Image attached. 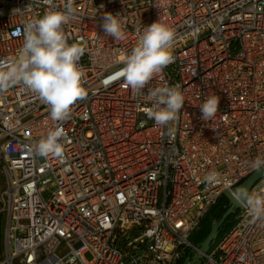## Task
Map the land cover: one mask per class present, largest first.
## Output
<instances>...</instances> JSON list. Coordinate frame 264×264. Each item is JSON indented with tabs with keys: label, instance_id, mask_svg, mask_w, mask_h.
<instances>
[{
	"label": "built area",
	"instance_id": "1",
	"mask_svg": "<svg viewBox=\"0 0 264 264\" xmlns=\"http://www.w3.org/2000/svg\"><path fill=\"white\" fill-rule=\"evenodd\" d=\"M65 3L0 0V60L16 58L27 21ZM73 6L77 18L63 30L69 44L85 48L87 95L59 122L62 156L34 151L57 126L42 98L22 84L0 93V264H181L198 252L190 237L208 210L264 157V0ZM106 12L120 15L123 39L105 36ZM157 20L175 33L174 60L150 86H179L185 96L167 127L149 118L152 102L117 75ZM209 94L220 98L218 113L204 121L199 105ZM248 194L264 196V179ZM200 264H264V220H254L245 202Z\"/></svg>",
	"mask_w": 264,
	"mask_h": 264
},
{
	"label": "clouds",
	"instance_id": "2",
	"mask_svg": "<svg viewBox=\"0 0 264 264\" xmlns=\"http://www.w3.org/2000/svg\"><path fill=\"white\" fill-rule=\"evenodd\" d=\"M73 0H66L63 11L50 9L42 16L25 23L22 46L14 60H0V93L16 85L37 94L48 105L50 117L57 122L54 130L38 141L34 151L40 155L62 156L61 139L65 135L59 122L70 118L72 106L87 95L83 87L84 71L80 65L85 48L77 43L69 44L63 26L75 20ZM101 25L105 36L124 38V27L120 15L106 12ZM175 33L158 20L145 26L137 45L126 54L123 67L117 75L137 95L151 101L148 112L159 126L167 127L175 121L185 103L179 86L162 85L152 87L151 81L174 60L172 48ZM219 96L209 94L199 105L204 121L212 120L218 113ZM255 170H264V157H256L249 165ZM216 173H209L208 183H214ZM247 212L254 220H264V196L242 193Z\"/></svg>",
	"mask_w": 264,
	"mask_h": 264
},
{
	"label": "water",
	"instance_id": "3",
	"mask_svg": "<svg viewBox=\"0 0 264 264\" xmlns=\"http://www.w3.org/2000/svg\"><path fill=\"white\" fill-rule=\"evenodd\" d=\"M262 179H264V170H256L239 185L232 188L230 191L223 192V196L227 199L229 205L227 210L222 214L219 220L213 221L208 235L198 244V252L194 253L191 258H186L182 264H200L202 255L208 251L214 240L218 237L225 220L230 215L234 214L236 210L242 209L243 204L246 202L242 197V193L245 191L249 193L251 188Z\"/></svg>",
	"mask_w": 264,
	"mask_h": 264
},
{
	"label": "trees",
	"instance_id": "4",
	"mask_svg": "<svg viewBox=\"0 0 264 264\" xmlns=\"http://www.w3.org/2000/svg\"><path fill=\"white\" fill-rule=\"evenodd\" d=\"M228 201L227 199L222 195L219 200L217 201V203L212 206L208 212L206 213V215L204 216L203 220L201 221L200 225H204L207 226L206 229L202 230V232L198 235L197 237V242L200 244L208 235L209 230H210V226L212 225L213 221L219 220L220 217L222 216V214L227 210L228 208ZM237 213V212H236ZM236 213L235 216H236ZM234 218H232L231 216H229L224 224L222 225V228L219 232V235L222 234V232H224L226 229H228L231 225V223L233 222ZM199 225V226H200ZM218 235V236H219ZM182 264V263H181Z\"/></svg>",
	"mask_w": 264,
	"mask_h": 264
},
{
	"label": "rangeland",
	"instance_id": "5",
	"mask_svg": "<svg viewBox=\"0 0 264 264\" xmlns=\"http://www.w3.org/2000/svg\"><path fill=\"white\" fill-rule=\"evenodd\" d=\"M0 180H1V184H0V187H3V182H2V179L0 178ZM238 210H236V212H237ZM235 212V213H236ZM3 214V213H2ZM232 218H234V220H233V222L231 223V225H230V227L228 228V229H226L224 232H222V234L221 235H223L224 233H226L230 228H231V226L233 225V223H234V221H235V218H236V216H235V214H232V215H230ZM2 218H4V215H2V217H0V220L2 219ZM207 228V226H204V225H200V226H198L197 227V229L194 231V233L191 235V237H190V242H191V244L192 245H198L199 243L197 242V237H198V235L202 232V230H204V229H206ZM221 235H219L218 237H220ZM132 238H134V234L133 233H130V234H128V236H127V241L128 240H131ZM123 242H121V244H122ZM60 252H62V249L60 250ZM84 257L87 259V260H89L90 259V256H89V254H85L84 255Z\"/></svg>",
	"mask_w": 264,
	"mask_h": 264
},
{
	"label": "crops",
	"instance_id": "6",
	"mask_svg": "<svg viewBox=\"0 0 264 264\" xmlns=\"http://www.w3.org/2000/svg\"><path fill=\"white\" fill-rule=\"evenodd\" d=\"M2 215H4V218L0 220V261L3 260L5 254L4 230H5L6 216L4 213L2 214V212H0V217H2Z\"/></svg>",
	"mask_w": 264,
	"mask_h": 264
}]
</instances>
